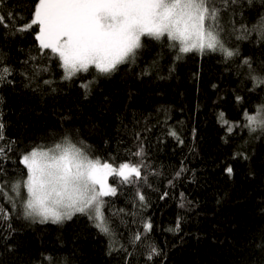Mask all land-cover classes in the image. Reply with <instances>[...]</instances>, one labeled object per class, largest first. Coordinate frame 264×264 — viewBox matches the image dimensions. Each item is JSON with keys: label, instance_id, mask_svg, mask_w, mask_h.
<instances>
[{"label": "trees", "instance_id": "trees-1", "mask_svg": "<svg viewBox=\"0 0 264 264\" xmlns=\"http://www.w3.org/2000/svg\"><path fill=\"white\" fill-rule=\"evenodd\" d=\"M33 2H0L13 14L0 26V68L11 70L0 81V146L11 149L0 156V208L10 213H0V264H264V127L246 118L264 115V85L253 80L264 75V0H215L232 57L142 38L110 75L90 68L70 79L40 49L37 26L20 30ZM65 136L102 162L142 165L131 183L108 177L109 233L91 213L61 223L24 215L26 189H13L26 178L22 154Z\"/></svg>", "mask_w": 264, "mask_h": 264}, {"label": "snow or ice", "instance_id": "snow-or-ice-1", "mask_svg": "<svg viewBox=\"0 0 264 264\" xmlns=\"http://www.w3.org/2000/svg\"><path fill=\"white\" fill-rule=\"evenodd\" d=\"M218 12L215 0H34L28 22L22 23L20 30L37 26L35 39L40 49L50 50L64 70L63 78L70 79L90 68L110 75L119 65L135 59L137 50L144 47L142 38H166L178 54L219 49L232 57L235 53L224 47L214 23ZM12 15L0 14V26L10 23ZM259 30L264 36V17ZM10 72L8 67L0 68V81ZM253 80L255 86L264 85V75H256ZM246 118L250 126L257 123L264 127V115L258 119L246 114ZM232 130L231 126L227 128L228 132ZM4 140V124L0 122V141ZM7 151H11L7 144L0 146V156ZM136 155H142V149ZM20 163L25 166L26 178L16 182L13 189H26L25 217L61 223L77 213H91L94 215L90 219L94 218L96 227L104 233L110 229L101 210L103 198L116 194L108 177L118 175L123 182L131 183L142 174V165L121 163L116 169L112 163L90 156L83 144L68 136L53 146L33 145L22 154ZM232 171L226 168L228 174ZM138 195L141 201L145 199ZM0 213L4 219L10 215L4 208ZM144 228L150 231L151 223H145ZM155 251L152 249L149 258Z\"/></svg>", "mask_w": 264, "mask_h": 264}, {"label": "rangeland", "instance_id": "rangeland-1", "mask_svg": "<svg viewBox=\"0 0 264 264\" xmlns=\"http://www.w3.org/2000/svg\"><path fill=\"white\" fill-rule=\"evenodd\" d=\"M214 23L216 24V21H214ZM113 167H114V168H116V169H118V168H119V166H117V165H114V164H113ZM101 210H102V209H101ZM102 213H103V211H102ZM93 215H94V214H93Z\"/></svg>", "mask_w": 264, "mask_h": 264}]
</instances>
